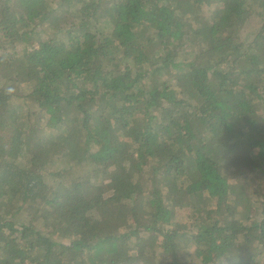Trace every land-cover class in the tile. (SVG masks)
Returning <instances> with one entry per match:
<instances>
[{"label": "trees", "instance_id": "16d2710c", "mask_svg": "<svg viewBox=\"0 0 264 264\" xmlns=\"http://www.w3.org/2000/svg\"><path fill=\"white\" fill-rule=\"evenodd\" d=\"M0 264H264V0H0Z\"/></svg>", "mask_w": 264, "mask_h": 264}, {"label": "rangeland", "instance_id": "374dc122", "mask_svg": "<svg viewBox=\"0 0 264 264\" xmlns=\"http://www.w3.org/2000/svg\"><path fill=\"white\" fill-rule=\"evenodd\" d=\"M255 22H256V20H255ZM253 26H254V24H253L251 27H253ZM251 27H250V28H251ZM114 228H115V226H114ZM186 248H187L188 250H190V248H192V246L189 245V246H187ZM193 248H194V247H193Z\"/></svg>", "mask_w": 264, "mask_h": 264}]
</instances>
